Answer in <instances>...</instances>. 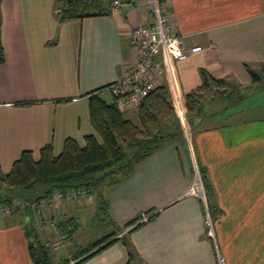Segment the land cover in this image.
Returning a JSON list of instances; mask_svg holds the SVG:
<instances>
[{
    "label": "crops",
    "instance_id": "1",
    "mask_svg": "<svg viewBox=\"0 0 264 264\" xmlns=\"http://www.w3.org/2000/svg\"><path fill=\"white\" fill-rule=\"evenodd\" d=\"M55 2L0 3L3 172L25 150L38 159L48 143L59 155L69 138L79 145L89 135L101 140L91 121L89 93L121 79L125 69L137 64L133 29L153 23L144 0H133L109 16L64 22ZM167 13L188 53L185 60H175L184 103L185 94L202 86V70L223 80L199 89L192 141L170 140L130 173L103 181L95 216L103 214L102 194L108 207L106 220L100 218L105 229L82 234L87 194L41 213L27 204L0 216V264H34L29 243L35 236L48 245L64 236L58 246H65L63 252L50 248L55 264H75L85 257L78 264H222L221 257L223 264H264V0H168ZM157 59L162 62L160 55ZM250 70L258 72V81ZM163 81L168 83L166 76ZM230 92L235 96L229 97ZM100 93L112 100L110 92ZM124 109L130 116L138 110L139 123L140 104ZM167 119L153 126L159 132L173 130ZM199 162L208 168L215 191L211 206L188 193Z\"/></svg>",
    "mask_w": 264,
    "mask_h": 264
},
{
    "label": "trees",
    "instance_id": "2",
    "mask_svg": "<svg viewBox=\"0 0 264 264\" xmlns=\"http://www.w3.org/2000/svg\"><path fill=\"white\" fill-rule=\"evenodd\" d=\"M57 2L62 3L57 12L60 22L90 16H109L113 12V7L108 0H57ZM3 59V47L0 40V60ZM250 71L253 80L258 81L260 79L258 72ZM202 75L203 84L199 88L200 90L208 88L213 83L217 85L223 83L222 79L213 77L206 70H202ZM109 86L110 84L89 93L91 121L101 140L94 135H89L85 138V144L79 145L77 141L69 138L59 155L54 154L53 144L48 143L42 147L38 159L34 157L31 150L23 151L9 172H3L0 168V204L13 203L19 197L24 198L30 206L33 203L39 204L42 199L49 197L54 190L66 192L76 189L83 190L85 194L91 193L107 177L117 173H130L138 162L152 155L170 140L178 139L175 134V126L181 125V122L175 111L169 83L162 81L154 91L141 101L139 123L124 116L123 110L114 102L113 96L112 100H107L100 93L102 91L109 92ZM199 89L185 94L188 108L187 116L191 125L193 119L190 115L199 102ZM228 96L235 95L230 92ZM240 96L243 97V95ZM169 116L172 119V126L174 123L176 124L173 130L159 132L158 126L155 134L151 132L153 125L158 124L157 122L161 118H163L162 120L170 118ZM179 137H181L180 134ZM198 166L203 178L207 201L211 206L210 201L215 197V191L209 177V171L200 162ZM99 197V210L106 217L108 214L107 202L102 194ZM30 206L26 208L30 209ZM116 234L117 231L112 232L98 243L82 249L75 257L78 258L88 253ZM117 239L119 237L94 251L93 254L101 251ZM123 240L128 244L125 237ZM50 248L48 244L35 236L29 243L30 255L34 264H55L50 254ZM130 257H132L131 253ZM61 264H67V262Z\"/></svg>",
    "mask_w": 264,
    "mask_h": 264
},
{
    "label": "built area",
    "instance_id": "3",
    "mask_svg": "<svg viewBox=\"0 0 264 264\" xmlns=\"http://www.w3.org/2000/svg\"><path fill=\"white\" fill-rule=\"evenodd\" d=\"M113 10L132 2L133 0H108ZM152 16L151 25L139 24L134 27L132 32V43L138 49V62L134 67L125 69L122 78L111 83L108 91L114 97V102L121 108H127L138 105L148 96L156 87L162 83L166 76L173 95V101L176 110L180 115L183 127L185 126V116L188 108L184 103L183 93L180 91L177 74L175 71V60H185L188 53L183 50V44L180 37L174 32L172 21L167 13L168 0H144ZM200 47L193 48V51L199 50ZM162 57L160 62L157 57ZM54 192L63 200H74L85 194L83 190H68ZM188 193L200 196L206 203V191L202 176L196 170L194 181L190 186ZM51 198L42 199L39 204L33 203V208L47 209ZM26 206L28 202L17 198L13 203L0 204V216L12 214L17 210L18 205ZM149 217L146 216L144 220ZM64 236L60 240L49 243L52 247H58L62 244ZM223 264L224 258L221 257Z\"/></svg>",
    "mask_w": 264,
    "mask_h": 264
},
{
    "label": "rangeland",
    "instance_id": "4",
    "mask_svg": "<svg viewBox=\"0 0 264 264\" xmlns=\"http://www.w3.org/2000/svg\"><path fill=\"white\" fill-rule=\"evenodd\" d=\"M44 2H45V0H43ZM3 2H4V4H8L9 5V0H3ZM42 4V3H41ZM61 5H62V3H59V2H57V0H56V2H55V4H54V6H55V8L57 9V12L59 11L58 10V8L60 9V7H61ZM264 70L263 71H261L260 72V74L262 75V77H263V82H261V83H263V85H264ZM104 97L107 99V100H109L110 98L107 96V95H104ZM232 105L234 104V102L233 103H231ZM123 111L125 110L124 108L122 109ZM175 111H176V113H177V115H178V117H179V119L181 118L180 117V115H179V113H178V111L176 110V108H175ZM192 111H194V110H192ZM192 111H191V115L194 113H192ZM138 110H136V114H134L133 116H130L128 113H127V111L125 112L124 111V116L126 117V118H130L131 120H133V121H135V122H137L138 121ZM189 115V114H188ZM190 115V116H191ZM170 118H168L167 120L168 121H171V123H172V119H171V116H169ZM163 118H161L160 119V122L162 121H164V120H162ZM185 126L183 127V124H182V121H181V119H180V122H181V125L180 124H178V125H176L175 123H174V126H175V134H176V136H178V138L179 139H182V141H185V140H190V141H192L191 139H192V136H193V125H191L190 124V122H189V118H188V116H185ZM161 122V123H162ZM163 124V123H162ZM166 124H167V122H166ZM165 125V124H164ZM157 129H158V127H157ZM155 131H157L156 130V128H155V126H152L151 127V132H155ZM151 132H150V134H151ZM179 134H180V136L181 137H179ZM198 171H199V166H198V169H197ZM200 172V171H199ZM201 174V173H200ZM202 176V175H201ZM203 179V178H202ZM193 181H194V179H193ZM192 185V184H191ZM205 187V186H204ZM107 190V188L105 187L104 189H103V191H106ZM57 190H54V192H56ZM59 192L61 191V190H58ZM206 191V190H205ZM52 193V196H51V201H49V205L51 206L52 204H56L57 202H59V201H61V200H63V198L62 197H60V196H58V199H57V197L54 195L55 193ZM58 192V193H59ZM100 193V191H99V188H97V189H94L91 193H88L87 195L86 194H83V195H81L80 197H84L85 195H86V197L88 198V203L84 206V209H83V214H84V218H83V220H82V222H83V224L85 225V229H83L84 231L82 232V234L83 235H87L88 233H90V232H92V231H96L97 232V230H101V229H105L106 228V224H102V221L100 220V218L101 219H103V217H104V214H102L100 217H96L95 216V213H96V209L98 208V205H97V200H98V194ZM79 197V198H80ZM207 197V196H206ZM20 198V197H19ZM17 199V198H16ZM20 199H23V200H25L24 198H20ZM76 199H78V198H76ZM65 200H67V199H65ZM75 200V199H74ZM26 201V200H25ZM67 201H70V200H67ZM27 202V201H26ZM18 209H20L21 208V204L20 205H18V207H17ZM44 210H47V209H44ZM43 209L40 211V213L41 212H43L44 211ZM16 211V210H15ZM14 213V212H13ZM9 215H11V214H9ZM40 215V214H39ZM38 215V216H39ZM41 215H43V214H41ZM104 220H106V217H104ZM35 235V234H34ZM39 237H41L42 239H44V235L42 234V232L39 234ZM61 239V238H60ZM59 239V240H60ZM52 243V242H51ZM61 246V245H60ZM51 247V249H53L54 247H52V246H50ZM65 250V246L64 247H58V249H57V253H61V252H63ZM53 257V256H52Z\"/></svg>",
    "mask_w": 264,
    "mask_h": 264
}]
</instances>
